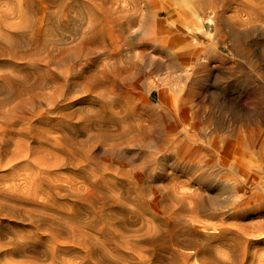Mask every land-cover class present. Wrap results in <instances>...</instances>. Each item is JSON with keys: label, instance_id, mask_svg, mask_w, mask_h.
<instances>
[{"label": "rangeland", "instance_id": "rangeland-1", "mask_svg": "<svg viewBox=\"0 0 264 264\" xmlns=\"http://www.w3.org/2000/svg\"><path fill=\"white\" fill-rule=\"evenodd\" d=\"M148 1L153 4L150 11ZM167 1L0 0V264H264V161L257 157L235 156L233 169L237 170L234 175L232 169L231 175L235 187L247 188L246 192L250 189L247 193L251 194L248 199L252 211L245 220L223 225L230 231L224 239L215 238L220 234L221 224L192 222L184 217L185 212L172 208L184 215V219L175 221L164 205L153 208L149 203L138 205L125 198L120 178L124 164L129 165L131 173L133 168L134 172L143 171L148 188L160 183V174L169 169V158L157 147L163 134L161 126L165 124L157 112L164 108L159 105L155 82L176 89L174 79L180 78V93L176 89V94L186 99L188 106L197 104L190 107H199V122L206 132L217 125L204 116L216 108L227 117L226 125L218 126L243 129L250 125L251 129L257 127L264 133V96L260 98L259 84L253 81L254 77L259 81L264 78L260 57L264 40L258 34L244 38L242 43L237 41L243 47L239 44L233 51L229 44L232 39L224 31V38H228L218 46L226 49L225 60L204 59L202 67L198 65L194 71L192 66V69L177 67V72L173 66L158 67L164 69L162 74L155 68L158 73L154 71L151 79L143 80L139 89L125 87L122 81L125 82L126 75L106 80L110 87L114 85L112 90L106 84L108 91L103 86L88 87L92 72H99L104 65H116L123 57L130 56L131 60L137 57L138 50L130 48L133 39L128 31L135 30L143 16L155 15ZM180 1L177 10L181 25L189 28L188 21L192 19L212 34L214 23L202 20L192 9L197 0ZM128 16L136 20L127 33L123 30L126 20L120 23L116 20ZM211 16L209 13L208 17ZM167 17V12H161L158 19L164 21ZM166 23L169 25L170 21ZM93 30H98L100 40L84 44ZM250 45H254L251 50ZM152 52L148 48L150 55ZM134 59L138 64L137 58ZM252 62H258L256 66L262 67L259 68L262 71L250 69ZM228 68L231 76L222 73L221 69ZM124 88L130 89L129 92ZM214 98L218 99L215 103ZM146 99L152 111L142 104ZM155 113L158 117L154 118ZM157 128L162 131L157 132ZM134 134L136 140L128 146L119 141L124 135ZM158 158L162 164L156 162ZM134 190H128L129 199L134 198ZM229 193H219L213 198L214 203L219 204Z\"/></svg>", "mask_w": 264, "mask_h": 264}, {"label": "bare ground", "instance_id": "bare-ground-1", "mask_svg": "<svg viewBox=\"0 0 264 264\" xmlns=\"http://www.w3.org/2000/svg\"><path fill=\"white\" fill-rule=\"evenodd\" d=\"M180 2H181L180 0H168L166 5H168V7H170V10L168 9V11H167L166 10L167 6L165 4H162V6H160L158 8L155 15L147 14V15L143 16L140 20L139 26L136 27L135 30L133 29L134 31L132 30V32L128 31V30L133 28L130 26H132V24L136 20V18L134 16H128L127 18L121 17L122 19L120 18V19L116 20V21H118L117 23L122 22L123 19L126 20L127 26L123 30L126 32L128 31V32L132 33V34H129L127 32L128 35H130L131 38L133 39V41L130 42L131 43L130 48L133 47L135 50H138L137 57L135 56V54H134V56L137 58L139 63L138 64L134 63L133 62L134 58H132V60H131L130 56L129 57L126 56L128 58L123 57L120 60V62L117 63L116 65H113V64H111L112 66L111 65H107V66L104 65V67L102 66L103 69L101 68L102 70H100L99 72L94 71L91 73V75H90L91 83L90 84L88 83V87H91L92 89L97 88L98 86H103L105 88L106 85L107 86L109 85V87H110V84H107V83H109V81L106 82V80L114 79V78H118V77L126 75L127 78H126L125 82L122 81L126 85V86L125 85L124 86L127 88L130 86V87H133L134 89H139L141 87V82L143 80H149L152 78L151 74H153V72L155 71V68L158 69V67L161 68V67H165V66L166 67L167 66H173L176 68L175 72H177L178 71L177 67L183 69V68H187V67H191V66L193 68L198 66V65L201 66L202 60H204V59L208 60V59H214L215 57H217V58L219 57L221 60L222 59L225 60V58L227 57V55H226L227 51L224 47L221 48L218 45L219 44L221 45L223 43V41H225L224 39L228 38L227 37L228 35L232 39L231 42L233 45L230 42H229V44L231 45V50H233V51L237 50V48L239 47L238 46L239 44H240V47H243V46H241L242 45L241 40H243L244 38L246 39V37H254L255 35L258 34L264 40V0H197V1L193 2V3H195V5L193 4L194 8H192V9H194V12L196 11L195 15L200 16V18L202 20L204 19L210 23H212V22L214 23V27H213L214 29H213L212 34H211V32L208 33L207 31H205L204 27L203 28L199 27L197 22L192 21V19H190V20L188 19L189 20L188 23L190 25L189 28H184L183 25H181V20L178 18L180 14L178 13L177 9H178V4H180ZM151 9H153V4H152V2L148 1V11H150ZM161 12H167L168 17L164 21L158 19V16H160ZM209 13L212 15L211 17H208ZM227 13H229V14H227ZM184 15H185V13H184ZM173 16H175V17H173ZM166 21H170V24L168 25L166 23ZM224 31H225V33L228 34L227 36H225L227 38H224V34H223ZM258 35H257V37H258ZM125 36H126V34H125ZM125 36H124V38H125ZM214 37L216 38L217 42L214 41V39H213ZM261 37H259V38L261 39ZM99 40H100V34H99L98 30H93L91 32L90 37H88L86 40H84L83 43L88 45V43L89 44L95 43V42H98ZM124 40L125 39H123L122 41H124ZM247 40H246V42H247ZM122 41H121V43H122ZM237 41H239L241 43L238 42L239 44H237ZM243 42H244V40H243ZM124 43H126V42H124ZM130 43H129V45H130ZM246 44L249 45L250 42H247ZM123 45L126 46L127 44L126 45L123 44ZM254 45H255V43H254ZM254 45H250L249 50H251V46H253V48H254ZM119 48H120V46H119ZM148 48H151L154 53L152 52V54L150 55L148 53ZM242 49L239 48V50H242ZM131 51H132V49H131ZM135 53H136V51H135ZM245 53H246V51H245ZM248 53H249V51H248ZM240 54H243V53H240ZM246 56H248V54H246ZM251 56L254 57V55H252V54H251ZM256 56H255V58H256ZM260 57H261V61H262L261 65L264 66V49L262 51H260ZM244 58H246V57H244ZM257 58H259V55ZM135 59H134V61H135ZM249 60H251L250 57H249ZM131 61L134 63V65H132ZM210 61H212V60H210ZM219 62H220V60H219ZM225 62H224V64H225ZM203 63H204V61H203ZM252 63H254V62H252ZM257 63L251 64L250 69H252V67H253V71L257 70L259 73L260 71H262V69L259 70V68H262V67L256 66ZM225 66H226V64H225ZM249 66H250V64H249ZM192 67H191V69H192ZM169 69L170 68H168V70ZM181 69H180V71L183 72V70H181ZM158 70H160V69H158ZM184 70H186V69H184ZM194 70H195V68L193 69V71ZM200 70L203 71L204 69L202 70V68H201ZM221 70H222L223 74L228 73L230 75L232 72L229 68H228V70H230V71L225 70V69H221ZM162 71H164V69L160 70L161 73H162ZM173 71L174 70H172V72ZM156 72L157 71H155L154 74L158 73V72L157 73ZM219 72H220V70H219ZM179 73L181 74V72H179ZM234 73L235 72H233V74ZM186 74H188V71ZM251 74L257 75V73L255 74L253 72ZM158 75H157V77H158ZM258 75L260 77L263 74L261 73V75L260 74H258ZM169 76H170V74H169ZM169 76H168L167 80H169ZM176 77H179V76H176ZM249 78H251V77L249 76ZM256 78L254 77L253 81L255 79V83L257 82V84H259V86L258 87L254 86V87H257L259 89V95H260V98H262V95L264 96V78L262 79V81H259ZM179 79H178V81H179ZM164 80H165V77H164ZM219 80H221V79H219ZM227 80L228 79L226 78V81ZM174 81L173 82L175 84L177 83L176 85H178V86L181 85V84H178L177 80L174 79ZM181 82L183 83V81H181ZM222 82H224V81H222ZM225 82H224V84H225ZM110 83H114V81L110 82ZM174 83H173V85H174ZM215 83L217 84V82H215ZM227 83L229 84V81ZM116 86H119V85H116ZM178 86H176L177 88L176 87L175 88L180 89V87H178ZM182 86H181V88H182ZM184 87H185V85H184ZM186 87L188 88L189 86H186ZM107 88L108 87H106L105 90ZM110 88L112 90L114 88V85H113V87H110ZM119 88L120 87H118V90H120ZM155 88L157 89L156 92L158 94L159 105H162L164 108L163 109L164 112H163V110H161L163 113H161L160 110H157V112H160L161 118L165 124L163 127L161 126V128H163V134L161 135V137L158 140V143H157L158 146L157 145L156 146L161 151L165 152V155L169 158V162H170V164L168 165L169 169H167L168 171H162V173L160 174V176H159V178H160L159 182L160 183H158L156 186L153 185V186H155L154 188H153V186L151 188H148L149 186L148 187L146 186L148 184H145V182H146V178L144 176L145 173H143V171H142V173L140 171L138 172L136 169L135 170L137 172H134L133 171L134 168L132 170L133 173H131L128 171V168H129V167L127 168L128 164L127 165L124 164L120 168L122 170L120 173V178H121L122 182L121 181L120 182H121L123 192H124V194H126L125 198L127 199V201L130 200V202L136 203L138 205L145 203V202L149 203L153 208L154 207L157 208V207H159V205H164L163 208H165L166 210H168L170 212L169 215L171 216L172 220H175V221L177 219H184V217H187L192 222H205V223L210 222V224L212 223V225L217 224V223L221 224L222 227L219 228L220 234L218 233L219 235L216 236L215 238L216 239H224V238L229 236L230 231L228 230L229 227H228V229H226L227 226L225 228L223 225L237 221V220H245L248 218V216H250V214H251L250 211H252L251 210L252 202L249 201V199H248V196L250 197L251 194L247 193V192H249L250 189L246 192L247 188L244 189L242 187H235L236 186L235 181L233 180L232 175H231L232 174L231 171L236 164V163H234L235 156L236 155H238V156L251 155V156L257 157L259 160L264 161V133L261 132L257 127L251 129L250 125L245 126L243 129L237 128V126H235V127L223 126L227 122L226 114L221 109H216V108H214L213 111L211 110V112H209L207 114L205 113L206 115L204 117L207 118V121L210 123H214L213 125H215V124L217 125L214 127L212 126L213 128H210L209 131L207 130L208 132H206L205 129L201 128L202 125H200V122H199V119L201 117L200 110H198L199 107H198V109H193V107L192 108L190 107L193 105H195L194 107H196L197 104H193V105L191 104L190 106H188V102L186 101V99L180 98L179 97L180 94L177 95L178 92L180 93L179 89L177 90V94H176V89L173 88L174 89L173 90L172 87H170L168 85H162V84L159 85L156 82H155ZM124 89H126V88H124ZM147 89L149 90V88H147ZM128 90H130V89H128ZM106 91H108V89ZM120 91H122V90H120ZM144 91H142V93ZM109 92H112V91H109ZM124 92H126V91H124ZM123 93H122V97H124L123 95H125V93L124 94ZM140 93H141V91H140ZM144 93H147V92H144ZM204 93L205 92L203 91V94ZM131 95H132V93H131ZM226 96L228 97L229 95H226ZM127 97H126V99H127ZM204 98H206V97H204ZM208 98L210 99V98H212V96L208 97ZM106 99H108L107 95H106ZM141 99H143V98H141ZM233 99H232V101H233ZM203 100H202V102H203ZM216 100H218V99L214 98L213 103L217 102ZM255 100H256V98L254 99V101ZM137 101H138V98H137ZM144 102L142 104L145 105V107L147 108V111L149 109L151 110L150 101L146 99ZM204 102H203V104H204ZM130 103H132V101ZM136 104L138 105V103H136ZM242 104H244V103L242 102ZM250 105H249V107H251ZM255 105H256V103H255ZM133 106H134V104H133ZM238 106H239V104H238ZM152 107H154V106H152ZM203 107H204V105H203ZM247 107H248V105H247ZM261 107H262V105H261ZM139 108H140V106H139ZM157 109H159V108H157ZM204 109H205V107H204ZM263 109H264V107H263ZM205 110L207 112V109H205ZM147 111H143V112H146V114H147ZM151 111H149V112L151 113ZM202 111H203V109H202ZM225 111L227 112L228 109ZM149 112H148V114H150ZM203 112H202V114H203ZM252 113H253L252 114V116H253L254 112H252ZM156 114H158V113H155V115ZM137 115H139V113ZM152 115H153V112H152ZM146 116H148L147 118L150 119L149 115H146ZM153 117L155 118L158 116L156 115ZM147 118H146V120H147ZM165 118H168V119L166 120ZM143 120H144V117H143ZM155 120H157V119H155ZM158 121H159V119H158ZM252 121H253V119H252ZM109 122L110 121H108L107 123L109 124ZM148 123H149V121H148ZM153 123H154V121H153ZM153 123L151 122L150 124H153ZM156 124H157V121H156ZM218 124H223V125H222V127H220V126H218ZM249 124H250V122H249ZM239 125H241V124H239ZM262 127H263V125H262ZM125 128H126V126H125ZM120 129H121V127H120ZM159 129L157 130V132L159 131ZM130 130H131V127H130ZM122 131H123V129H122ZM120 132L121 131H119L118 133H120ZM126 132H127V129H126ZM126 132H124V134ZM160 134L161 133H159V135ZM121 135H122V133H121ZM156 135L159 136L158 133ZM129 136L124 135L123 140H121L122 139L121 137H120L121 139L118 138V139H120L119 141H121V143L124 144V145L122 144L123 146H125V145L128 146L129 143L131 144V143H133L132 142L133 140L134 141L136 140L137 135L134 134L132 136L131 135H129ZM198 136H200L202 139L203 138L204 139L203 140L199 139L200 137L197 138ZM152 139H154V138H152ZM109 141H110V139H109ZM106 145L108 146L109 144H106ZM116 146H118V145H116ZM119 146H121V145H119ZM149 146L150 145H148V147ZM154 146H152V147L154 148ZM144 147H142V148H144ZM137 148L141 149L140 147H137ZM129 150H131V149H129ZM108 151H109V149H108ZM156 151H157V149H156ZM126 152H127V149H126ZM159 152H158V154H159ZM108 153H110V152H108ZM155 153L156 152H154V154ZM161 154H159V155H161ZM124 155H125V153H124ZM151 156H153V153ZM151 156H149V157H151ZM164 159H166V157ZM153 160H155V159H153ZM161 160H162L161 158H160V160L158 158V160L156 162H158V161L160 162ZM124 163H126V162H124ZM160 163L162 164V162H160ZM152 164H154V162ZM153 166L155 167V165H153ZM245 166H247V165H245ZM145 167H147V166H145ZM148 167H150V166H148ZM161 167H162V165H161ZM164 168H162V170ZM261 168H263V167L261 166ZM147 169L148 168H146V170ZM235 169H233V172L237 170V169L236 170ZM150 171H151V169H150ZM158 171H161V170H159V168H158ZM155 174H156V172H155ZM235 174H236V172H234V175ZM246 174H247V172H246ZM147 175H149L151 177L150 174H147ZM149 176H147V178H149ZM234 177H236V176H234ZM237 178H239V176H237ZM249 181H250V179H249ZM151 182H152V180H151ZM156 183L157 182H155V184ZM130 187L135 189L133 192V193H135L134 194L135 196H134V198H131V199L128 198L129 195L127 194L128 190L132 189V188L128 189ZM227 192H230L228 194L230 196L225 195L226 197L222 198V199H221V197H222L221 196L220 197L221 202L219 204L214 203L213 198H216L217 195H219V193L225 194ZM216 201H217V199H216ZM146 203H145V205H146ZM161 208H162V206H161ZM172 208H179L180 212H185L186 215L185 216L183 215L184 216L183 217L182 213H181V216L183 217L182 218L179 214L175 213ZM179 209L177 210V212L179 211ZM207 224L210 225L209 223H207ZM214 226H213V228H214ZM186 231L191 232V229H188ZM213 232H215V231H213ZM193 236L195 238L198 237L197 234H195ZM53 255L54 254H52V256Z\"/></svg>", "mask_w": 264, "mask_h": 264}]
</instances>
